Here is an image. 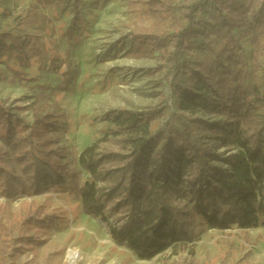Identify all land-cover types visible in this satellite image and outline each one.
Masks as SVG:
<instances>
[{
	"label": "trees",
	"instance_id": "trees-1",
	"mask_svg": "<svg viewBox=\"0 0 264 264\" xmlns=\"http://www.w3.org/2000/svg\"><path fill=\"white\" fill-rule=\"evenodd\" d=\"M127 11L130 37L157 52L171 107L111 109V126L81 151L52 139L49 114L18 125L1 112V192L67 189L141 260L191 241L202 225L264 227V0H127ZM46 30L45 15L27 10L0 31V59L11 49L25 65L44 57ZM57 70L64 88L68 72Z\"/></svg>",
	"mask_w": 264,
	"mask_h": 264
},
{
	"label": "rangeland",
	"instance_id": "rangeland-1",
	"mask_svg": "<svg viewBox=\"0 0 264 264\" xmlns=\"http://www.w3.org/2000/svg\"><path fill=\"white\" fill-rule=\"evenodd\" d=\"M29 9L45 15L46 31H51L49 36L41 32L40 40L49 50L42 58L29 55L28 65L19 61L15 49L5 51L0 113L18 125L49 114L58 121L52 139L81 151L111 126L106 121L111 109L139 110L160 101L171 107L169 81L155 68L157 52L129 35L127 0H58L50 6L39 0H0V31L10 30ZM240 43L249 49L247 41ZM57 68L68 72L64 88ZM234 151L217 150L223 156ZM218 165L227 167L223 161ZM33 213L36 219L30 217ZM69 249L78 250L81 258L71 262ZM185 259L193 264H264V227L202 225L191 241L141 260L117 245L104 222L85 214L67 189L6 197L0 187V264H176Z\"/></svg>",
	"mask_w": 264,
	"mask_h": 264
},
{
	"label": "bare ground",
	"instance_id": "bare-ground-1",
	"mask_svg": "<svg viewBox=\"0 0 264 264\" xmlns=\"http://www.w3.org/2000/svg\"><path fill=\"white\" fill-rule=\"evenodd\" d=\"M67 258L71 261V262H75L76 260L80 259L81 258V255L79 253L78 250H72V249H69L67 251Z\"/></svg>",
	"mask_w": 264,
	"mask_h": 264
}]
</instances>
